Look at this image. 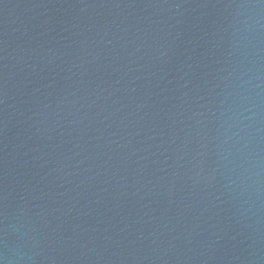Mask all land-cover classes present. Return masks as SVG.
<instances>
[{
    "label": "water",
    "instance_id": "obj_1",
    "mask_svg": "<svg viewBox=\"0 0 264 264\" xmlns=\"http://www.w3.org/2000/svg\"><path fill=\"white\" fill-rule=\"evenodd\" d=\"M0 264H264V0H0Z\"/></svg>",
    "mask_w": 264,
    "mask_h": 264
}]
</instances>
